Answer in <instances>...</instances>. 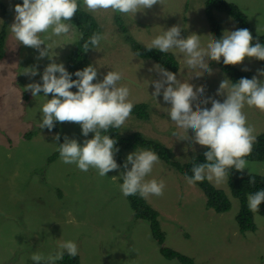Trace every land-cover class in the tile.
Segmentation results:
<instances>
[{
    "label": "rangeland",
    "instance_id": "rangeland-1",
    "mask_svg": "<svg viewBox=\"0 0 264 264\" xmlns=\"http://www.w3.org/2000/svg\"><path fill=\"white\" fill-rule=\"evenodd\" d=\"M2 1L10 10V22L6 44L1 50L5 57L0 59V264H34L33 253L46 256L57 249L60 241L68 240L77 244L80 264H182L166 259L151 234L149 222L135 218L128 198L119 190L122 183L119 169L101 177L95 169L82 172L57 158L58 144L54 139L57 133L40 128L41 105L52 96L44 97L41 92L35 98L26 91L28 84L42 83L44 69L52 60L37 59L36 49L18 44L10 26L15 18V5L20 3ZM225 1L239 6L255 30L258 32L259 28V33H264V0ZM207 2L164 0L163 4L138 12L135 17L111 12L92 14L97 18L101 34L108 35L107 40L101 41L99 50L90 51L98 76L103 79L108 71L122 72L123 79L118 83L129 88L132 103L148 101L167 113L170 105L163 101L162 93L157 98L152 95L155 90L152 82L161 79L158 64L137 57L125 42L115 17H121L133 38L144 46L173 26L181 28L182 38L192 34L201 36V45L205 46L213 32L205 11ZM213 14L223 35L236 30L227 14L216 10ZM2 22L0 9V27ZM73 30L79 34L74 25ZM53 39L57 41L53 45V59L66 68L79 39L71 36ZM169 52L180 64L177 79L192 84L194 90L204 87V93L193 102V110L197 103L210 108L212 99L226 98L217 95V89L221 81L229 78L213 60L206 58L211 74L196 76L193 72L189 78L183 54L176 49ZM256 65L255 58H246L235 66L255 70ZM32 67L37 68V76L23 73ZM261 77L264 82V76ZM162 115L156 118L153 114L149 122L130 117L119 133L141 132L146 137L168 141L173 138L176 126L171 119H161ZM246 115L248 123L255 126L256 135L264 132V114L250 111ZM59 127V143L68 137L82 145L86 139L79 124L65 122ZM27 134L30 138H26ZM91 138L94 133H89L87 139ZM204 149L191 140H182L173 151L180 163H187ZM159 161L147 179L164 180V194L147 201L159 212L165 247L192 258L194 264H264L263 215L254 213L256 232L242 234L236 221L237 200L232 199L229 212L217 213L207 207V198L199 187L189 186L184 175ZM250 165L255 166L254 173L264 174V162H250ZM214 186L229 193L227 181Z\"/></svg>",
    "mask_w": 264,
    "mask_h": 264
},
{
    "label": "clouds",
    "instance_id": "clouds-1",
    "mask_svg": "<svg viewBox=\"0 0 264 264\" xmlns=\"http://www.w3.org/2000/svg\"><path fill=\"white\" fill-rule=\"evenodd\" d=\"M163 2L164 0H82V5L84 12L88 14L111 12L119 13L122 17H135L138 12ZM80 9L79 0H23L22 4L15 5V18L10 31L18 44L38 51L37 59L48 57L52 60L44 69L42 83H30L26 87V91H30L35 98L41 92L44 97L49 94L52 96L41 105L40 128L51 132L56 122L76 123L81 126L82 135L86 137L82 145L76 139L68 137L64 138L63 143H59L60 135L56 134L54 139L58 144L57 151L61 161L75 165L82 172L95 169L99 176L104 177L120 168L115 159V154L119 152L117 141L104 133L125 125L134 104L129 100V88L118 83L123 79L122 72L108 71L102 81L94 83L98 72L96 67L89 65L77 71L75 76L78 79L73 80L64 64L56 63L53 59V45L57 43L54 37L83 39V33L76 34L70 23ZM116 24L118 25L117 22ZM117 27L120 29L119 25ZM107 38V33L95 32L84 42L83 48L99 50L101 41ZM145 46L148 50L158 49L162 53L178 50L183 54L185 68L189 69V78L193 72L196 76L205 72L211 74L206 58L213 60L214 64L223 58L225 65L242 64L246 58L264 61V45L258 41L253 45V35L247 28L225 32L224 35L221 31V39L215 38L212 32L206 45L202 46L201 36L192 34L182 38L181 28L173 26L155 36ZM156 68L161 79L152 82L155 89L152 95L157 98L162 93L163 101L170 105L167 114L176 126L173 135L177 140H191L207 149L204 152L206 162L193 165V174H186L184 177L186 183L194 186L207 180L218 186L227 181L229 169L234 168L238 172L249 169L248 174L252 177L250 183L254 184L255 166L250 165L246 158L252 154L257 136L255 126L248 123L246 113L254 111L264 114V82H261L264 68L258 65L255 70L238 67L250 71L253 78H241L238 83H233L230 79L221 81L217 95L226 98L223 101L212 99L210 108L201 107L197 103L195 110L193 102L204 93V87L194 90L192 84L177 79L178 73L174 74L158 65ZM23 73L35 77L38 70L36 67L26 68ZM74 87L78 91L70 90ZM189 130L194 133L193 137L188 136ZM89 133H94V138L87 139ZM159 162L158 154L151 149L130 153L123 165L124 170L120 173L123 180L119 185L120 192L125 197L139 195L144 200L152 196H163L166 187L164 180L147 179ZM262 203L264 190L248 194L247 206L252 213L258 212ZM67 215L70 216L71 213ZM65 253L69 257H76L77 244L71 240L60 241L55 251L46 256L33 253L31 260L34 264H56L64 258Z\"/></svg>",
    "mask_w": 264,
    "mask_h": 264
},
{
    "label": "trees",
    "instance_id": "trees-1",
    "mask_svg": "<svg viewBox=\"0 0 264 264\" xmlns=\"http://www.w3.org/2000/svg\"><path fill=\"white\" fill-rule=\"evenodd\" d=\"M18 1L20 4L23 3V0ZM79 2L81 4V9L76 13L70 23L76 27L79 33H83V39H79L77 41L74 50H72V53L70 54L66 64V69L70 74H72L73 80L78 79V77L75 76L77 71L83 70L89 65L94 66L90 58V51L93 48L85 50L83 48V44L93 33H101V27L98 24L97 18H95L92 14L85 13L83 10L82 0H79ZM186 2L187 0H185V3ZM0 9L3 15V22L0 27V59H2L5 55V52L1 50L3 45L6 44L8 36L10 10L2 0H0ZM215 10L227 14L233 20L236 29L247 28L253 35V45L257 41L264 45V33H259L255 30V28L252 27L249 16L244 13L236 4L224 0H208L207 2L206 14L207 18L211 20L209 23L211 24L213 36L215 38L221 39V32L218 30L220 23L213 14ZM115 20L120 26L125 42L130 45L135 54L139 53L137 57L144 60L153 61L161 68L166 69L167 71H170L174 74L179 72L180 64L173 53H162L158 49L148 50L144 45L133 38L131 33L128 31V28L124 26V21L121 17L116 16ZM256 60L257 65L264 68V61L258 59ZM216 65L233 83H238L241 78H253V75L250 71L241 70L235 65H225L223 63V58H221L220 62H216ZM100 81H102V79L97 76V80H94L93 82L96 83ZM70 90L73 92L78 91V89L75 87ZM133 104L134 108L130 117L136 120L148 122L152 119L153 114L156 118L160 114H163L161 119L170 120V117L167 114L168 112H160L154 104L148 101L137 102ZM60 125L61 123L56 122L55 128L52 131L58 134ZM119 132L120 129H110L108 133L104 134L110 135L111 138L117 141L116 147L119 148V152L115 154V159L120 165L119 170L121 172L124 170L123 165L127 156L130 153L140 149H151L155 151L159 156V160L163 161L168 166L172 167L175 169V171L184 176L186 174L189 176L193 174L191 169L194 164L206 162L204 152L207 151V149L205 148L203 153L193 157L189 162L180 163L175 157L173 148L179 146L182 140H177L173 134L172 139L164 141L158 138L146 137L141 132H131L127 134L123 133V135ZM188 135L193 137L194 133L189 130ZM256 136L257 141L254 144L252 154L246 159L249 162H264V132L258 133ZM26 138H30V134H27ZM191 143H193L195 146L203 147L195 144L192 141ZM55 154L58 158L59 153L57 152ZM129 167L131 166L129 165ZM248 173L249 172L245 170L243 172H238L234 168L229 169V175L227 179L229 193L217 188L207 180L195 184L204 192L207 198V207L216 211L217 213L229 212L232 208V199L238 201L239 211L236 215V221L239 226V231L242 234L246 232H256L257 230V226L254 221V213H252L247 206V196L248 194L255 193L258 190H264V175L253 172L255 183L251 184L250 180L252 177ZM121 181L123 183L122 178ZM127 198L132 210L134 211L135 218L138 220L143 219L149 222L151 234L160 246V253L166 259L178 260L182 264H194L192 258L165 247V234L162 231L159 222V212L153 208L147 200L142 199L139 195L127 196ZM256 213L264 216V203L260 205L259 211ZM58 264H80V258L78 255L74 258L69 257L65 253L64 258L60 260Z\"/></svg>",
    "mask_w": 264,
    "mask_h": 264
}]
</instances>
